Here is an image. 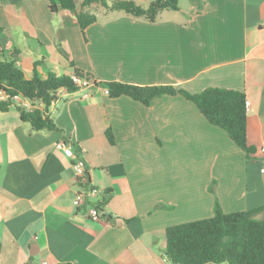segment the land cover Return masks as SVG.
Wrapping results in <instances>:
<instances>
[{"label":"crops","instance_id":"0c3cea01","mask_svg":"<svg viewBox=\"0 0 264 264\" xmlns=\"http://www.w3.org/2000/svg\"><path fill=\"white\" fill-rule=\"evenodd\" d=\"M100 16L82 33L48 0H0V47L26 78L77 70L101 84L240 92L254 154L181 95L144 106L103 86L60 90L45 112L55 131H31L10 107L0 112V264H170L167 228L211 218L215 201L225 214L264 206V0H178L153 23ZM32 106L20 110H43ZM77 160L100 192L79 208Z\"/></svg>","mask_w":264,"mask_h":264},{"label":"trees","instance_id":"16d2710c","mask_svg":"<svg viewBox=\"0 0 264 264\" xmlns=\"http://www.w3.org/2000/svg\"><path fill=\"white\" fill-rule=\"evenodd\" d=\"M145 1L147 6L142 8L131 0H115L110 5L104 0H82L77 9V0H48L51 12L72 13L82 33L96 22L97 17L89 9L98 3L107 11L123 12L149 23L155 22L159 13L164 10H178V0ZM74 78L92 80L91 75L77 70L71 77L49 73L43 78L33 72L30 78H26L17 67L16 60L6 57L0 47V93L10 98L20 95L29 100H38L43 106L42 111L23 112L18 109L21 119L30 124L31 131L57 130L51 120H45V112L57 99L58 91H75L79 88ZM93 86L108 89L111 98L125 96L144 106H149L161 96L181 95L196 106L210 125L224 131L247 158L254 154V148L247 142L245 96L240 92L207 88L200 93L191 94L172 86L101 84L95 80ZM10 98L0 101V112L16 107ZM105 135L108 143L114 145L112 133L107 130ZM262 211L264 206L225 214L215 201L211 218L166 229L165 257L170 264H264V217L256 218Z\"/></svg>","mask_w":264,"mask_h":264},{"label":"built area","instance_id":"2783aa9c","mask_svg":"<svg viewBox=\"0 0 264 264\" xmlns=\"http://www.w3.org/2000/svg\"><path fill=\"white\" fill-rule=\"evenodd\" d=\"M73 80L76 82V84L78 85L79 88H86V87L93 85L92 80H89V79L74 78ZM105 94H109L108 89H105ZM9 98L10 97L8 95L0 93V101L1 102L6 101ZM10 101L24 111H32L33 110L32 103L33 104L40 103V101H38V100H29V99L23 98L20 95L13 96L12 98H10ZM244 104H245L246 111H248L249 102L247 100H245ZM55 148L57 150H64L65 152H67L70 155L72 154L71 146L68 144L60 142L59 144H56ZM73 169L75 171V174H76L77 179H78L79 184H80L78 190L75 192V195H74L73 206H75L76 208H79L80 206H83L85 204H89L90 201L95 199L100 192L95 188L86 186L87 170H86L85 163L82 160H77L73 164ZM88 216L92 220H97L99 218L98 210H97V208H95L94 205L90 208V211L88 212ZM43 264H45V263H43Z\"/></svg>","mask_w":264,"mask_h":264},{"label":"rangeland","instance_id":"374dc122","mask_svg":"<svg viewBox=\"0 0 264 264\" xmlns=\"http://www.w3.org/2000/svg\"><path fill=\"white\" fill-rule=\"evenodd\" d=\"M82 0H77V7L80 5ZM108 5H110L113 1L115 0H104ZM133 1L136 5L142 7V8H145L147 6V1L145 0H131ZM92 13L97 17L99 18V21L102 22L103 18L102 16H100V14H102L104 11H105V8L102 6V4L98 3V4H94L92 5ZM78 9V8H77ZM95 200V199H93ZM92 201V200H91ZM90 201V203H91ZM191 223V222H190Z\"/></svg>","mask_w":264,"mask_h":264}]
</instances>
